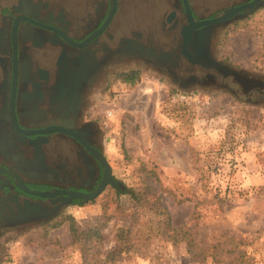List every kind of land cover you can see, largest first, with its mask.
I'll return each instance as SVG.
<instances>
[{"label":"rangeland","instance_id":"obj_1","mask_svg":"<svg viewBox=\"0 0 264 264\" xmlns=\"http://www.w3.org/2000/svg\"><path fill=\"white\" fill-rule=\"evenodd\" d=\"M223 1L194 5L208 15ZM260 8L215 27L208 53L264 85ZM187 78L141 70L133 83L113 79L93 112L115 181L157 198L170 226L160 211L139 209L108 186L51 223L5 237L0 264H105L115 250L116 264H216L213 253L228 264H264V101L189 87L195 80Z\"/></svg>","mask_w":264,"mask_h":264},{"label":"flooded vegetation","instance_id":"obj_2","mask_svg":"<svg viewBox=\"0 0 264 264\" xmlns=\"http://www.w3.org/2000/svg\"><path fill=\"white\" fill-rule=\"evenodd\" d=\"M253 1L224 0L202 15L194 0H0V168L15 172L33 191H94L104 168L70 132L103 153V133L93 117L99 96L113 79H130L141 70L181 81L193 75L189 87L209 85L264 101V85L257 78L233 71L215 53L205 55L202 48L203 65L194 67L181 56L187 32L196 39L208 28L198 23L234 10L229 21L250 16L264 6L260 0L254 10L246 9ZM186 3L195 26H190ZM162 54L176 62L160 66L156 61ZM15 122L22 130H49L26 135ZM63 197L25 192L15 178L0 172V244L13 232L51 223L69 206L84 202L65 203ZM39 205L48 209L33 214Z\"/></svg>","mask_w":264,"mask_h":264},{"label":"water","instance_id":"obj_3","mask_svg":"<svg viewBox=\"0 0 264 264\" xmlns=\"http://www.w3.org/2000/svg\"><path fill=\"white\" fill-rule=\"evenodd\" d=\"M113 3H115L116 0H112ZM260 0H254L253 2H251L250 4H248L245 8L248 10H254L257 5L259 4ZM186 9H187V16L190 22V26H195L194 24V20L193 17L191 15L190 9L188 4L186 3ZM237 10L234 11H230L225 13L223 16L220 17H216L213 19H209V20H205L201 23H198L200 26L204 25V26H208V29L205 31L204 35V41L201 42L200 39V35H197L196 39L193 38V36H191L190 32H187V35H185L184 37V42H183V46H182V51H181V56L184 57L185 59H187L188 63L194 67V66H199V65H203L201 60H203V56H202V48H203V54L208 55L209 56V47L207 45V36L210 34V32L218 26H222V25H226L228 24L230 21V19L233 17L232 15L234 14L233 12H235ZM165 59L167 60L166 63L169 65H173L176 61L173 60L171 62L170 59H173V55L169 54H162ZM165 63V64H166ZM196 77H194L193 75H189V77L187 78L188 81H192L195 80ZM14 117V116H13ZM15 119V117H14ZM15 121V120H14ZM15 127L17 128V130L23 132L24 134L28 135V134H34V133H38V132H47L49 129H45L43 131H30V130H22L18 124L15 122L14 123ZM97 125V124H96ZM98 127V126H97ZM56 130V128H54ZM72 136H74L77 140H79L82 144H84L87 149L95 156V158L99 161V163L103 166L104 168V174L103 177L100 181V183L98 184L97 188L92 191V192H80V191H74V190H54L53 192H38V191H33L30 190L25 183L23 182V179L17 175L15 172L5 169V168H0V172L1 173H5V174H9L10 176H12L13 178H15L18 182V186L24 190L25 192L28 193H32V194H36L38 196H41L43 198H52V197H56V196H63L65 195V197L61 198L65 203H70L74 198H79L81 200H83L84 202H89L92 201L94 199H96L105 189L107 186L111 185L114 186L116 188H122L123 185L118 182L115 181V179L113 178V174H112V168L109 164V162L107 161L105 155L100 152L95 150L94 148H92L91 146H89V144L85 143V141L83 140V137L81 135H79L78 133L75 132H70ZM60 199V200H61ZM46 206H34V208L31 210L33 214H35V212L37 211H42V210H47ZM55 211V209H51L49 210V212L47 213L48 216L51 215L53 212ZM45 217H48L47 215H44Z\"/></svg>","mask_w":264,"mask_h":264},{"label":"trees","instance_id":"obj_4","mask_svg":"<svg viewBox=\"0 0 264 264\" xmlns=\"http://www.w3.org/2000/svg\"><path fill=\"white\" fill-rule=\"evenodd\" d=\"M135 78L136 77H133V78H130V79H126L125 81L126 82H129V83H133L134 80H135ZM111 188L114 189L115 194L117 196L125 195V194L129 195L131 197V199L133 200V202L137 204V207H139V209L140 208L156 209L157 210L156 213H158V214H159L158 211H160V214L163 215V216H165V219L167 221V222H165V225L170 226L171 219H170V216L167 213L166 209H164L162 207L160 201L157 198H155L154 196H150L149 195L150 193L148 191L142 192V191H138L136 189L127 188L124 185H123L122 188H116L114 186H111ZM83 203L77 202L76 205H80V204H83ZM71 228H73V226H71ZM73 232L76 233L75 228H73ZM171 238H172V240H177L175 236H172ZM190 244L192 245V242L189 243V245ZM234 247L237 248V246H234ZM189 251L190 252H193L190 249H189ZM116 255H117V251L116 250L113 251V252H111L105 258L104 263L105 264H116V262H115L116 261L115 260ZM193 256H195V255L193 254ZM212 257H213L214 261L216 262V264H228V263H224L223 261L219 260L218 257H217V255L215 253L212 254ZM243 260H244V257H243V259L241 261H243Z\"/></svg>","mask_w":264,"mask_h":264},{"label":"crops","instance_id":"obj_5","mask_svg":"<svg viewBox=\"0 0 264 264\" xmlns=\"http://www.w3.org/2000/svg\"><path fill=\"white\" fill-rule=\"evenodd\" d=\"M125 84H126V83H125ZM125 84L121 85V86H122V87H121V89H123V90L125 89V87H126V85H125ZM130 94H131V93H130ZM130 94H129V95H127V96H129V98H130V96H131V98H132V94H131V95H130ZM133 97H134V96H133ZM133 99H135V98H133Z\"/></svg>","mask_w":264,"mask_h":264},{"label":"built area","instance_id":"obj_6","mask_svg":"<svg viewBox=\"0 0 264 264\" xmlns=\"http://www.w3.org/2000/svg\"><path fill=\"white\" fill-rule=\"evenodd\" d=\"M109 115H111V113Z\"/></svg>","mask_w":264,"mask_h":264}]
</instances>
